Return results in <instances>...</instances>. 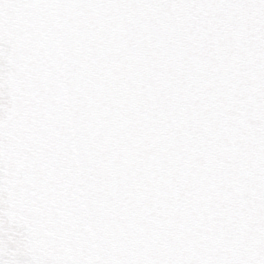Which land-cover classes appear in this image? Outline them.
<instances>
[{
	"label": "snow or ice",
	"instance_id": "obj_1",
	"mask_svg": "<svg viewBox=\"0 0 264 264\" xmlns=\"http://www.w3.org/2000/svg\"><path fill=\"white\" fill-rule=\"evenodd\" d=\"M0 264H264V0H0Z\"/></svg>",
	"mask_w": 264,
	"mask_h": 264
}]
</instances>
